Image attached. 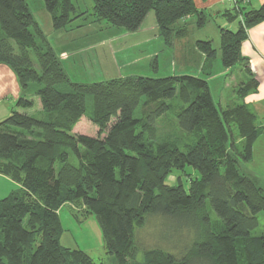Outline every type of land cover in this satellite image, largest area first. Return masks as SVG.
Wrapping results in <instances>:
<instances>
[{"label": "trees", "instance_id": "trees-1", "mask_svg": "<svg viewBox=\"0 0 264 264\" xmlns=\"http://www.w3.org/2000/svg\"><path fill=\"white\" fill-rule=\"evenodd\" d=\"M93 1L97 20L129 32L153 10L170 47L187 35L190 16L198 26L207 21L194 0ZM247 2L235 0L221 13L238 21L235 30L220 27L222 63H241L248 77L236 89L239 102L218 107L208 80L191 74L73 81L27 0H0V63L21 87L0 120V173L22 185L0 198V264H99L85 250L61 244L65 204L96 216L116 264H264V234H253L264 190L258 176L239 167L252 160L264 134V117L245 101L260 83L241 51L248 30L264 21V3L249 8ZM45 5L56 30L75 11L72 0ZM196 48L206 63L216 56L211 40H197ZM33 84L39 87L28 91ZM34 96L41 108L30 112ZM170 113L191 142L158 137L157 122ZM84 115L98 126L96 136L74 133ZM187 166L198 174L166 182L173 169ZM157 225L166 233L155 231L147 247L140 233Z\"/></svg>", "mask_w": 264, "mask_h": 264}, {"label": "rangeland", "instance_id": "rangeland-1", "mask_svg": "<svg viewBox=\"0 0 264 264\" xmlns=\"http://www.w3.org/2000/svg\"><path fill=\"white\" fill-rule=\"evenodd\" d=\"M27 2L73 81L97 82L128 75L164 77L173 74H191L208 80L218 107L239 102L236 89L248 75L241 63L235 64L232 68H225L222 63L220 27H224L228 22L223 14H217L218 10L206 11L207 21L203 26L197 25L196 16H190L187 21V35L178 39L174 47H170L165 45L161 38H159L161 41L156 39L143 44L138 43L143 38H147V35L152 37L154 33H157L156 30L151 31L153 26L156 27L153 10L143 21L146 31L134 33L127 31L124 27L112 26L105 20H97L93 15V0H72L75 11L71 13L65 28L56 30L45 0H27ZM231 24L235 30L238 21ZM197 40L212 41L216 49L213 60L205 62L204 54L196 48ZM33 86L28 91L39 87L38 84ZM34 98L36 109L30 112L41 108L39 97L34 96ZM146 100L147 98L143 99V102ZM251 102L254 106L259 105L264 112V102L255 103L254 100ZM178 104L177 99L172 102L173 107ZM88 110H91L90 106ZM140 110H137L136 116L142 113ZM157 128L160 139L172 138L183 145L191 142L190 138L179 131L171 113L158 120ZM98 130V126L84 115L76 124L74 133L96 136ZM232 139L236 145L242 143V139L236 132ZM239 167L241 173L253 170L264 190V153L260 152L259 145L252 161L241 162ZM187 173L194 175L198 174V171L189 166L184 170L173 169L166 182L175 184L180 178L183 183H186ZM59 216L64 228L61 237L63 246L85 250L99 264H116L114 257L105 249L102 230L94 214L87 213L82 208H75L72 204H66L60 208ZM258 217L260 224L253 234H264V212L259 213ZM214 221L218 224L216 219ZM154 228L152 231L145 228L140 233V239L144 240L147 247L154 245L155 231L159 235L166 233L165 226L157 225Z\"/></svg>", "mask_w": 264, "mask_h": 264}, {"label": "crops", "instance_id": "crops-1", "mask_svg": "<svg viewBox=\"0 0 264 264\" xmlns=\"http://www.w3.org/2000/svg\"><path fill=\"white\" fill-rule=\"evenodd\" d=\"M196 6L204 10H218L217 14H221L222 11H226L227 9L233 6L232 0H194ZM264 3V0H248L247 5L249 8H258ZM226 27L233 29L231 23L226 19ZM144 23V22H143ZM143 23L139 30L136 32H145V27ZM237 27V26H236ZM157 31L154 33L152 37L147 35V38H143L142 40L138 41V43H147L153 40H160L159 38L163 39L162 36L159 34V30L156 24V27L153 26V30ZM128 34V33H125ZM161 41V40H160ZM164 41V40H163ZM175 45V44H174ZM173 45V47H174ZM242 54L248 57L251 67L253 68L256 77L259 80V90L257 93L250 94L246 97L245 101L252 104L251 101H255V103H263L264 102V21L258 23L257 25L251 27L248 30V38L242 43L241 46ZM21 93V87L17 78V75L13 71V69L8 66L7 64L0 63V120L7 117L11 110L14 107L15 101L19 97ZM260 116L264 117V112L261 111L259 105L255 106L252 104L250 105ZM257 145L260 146V152L264 153V134L259 137L254 145V153L253 157L255 156V151L257 149ZM262 146V147H261ZM253 159V158H252ZM252 161V160H251ZM252 174L257 175L253 170H250ZM22 188V185L17 181L13 180L7 175L0 173V198L6 197ZM66 205V204H65Z\"/></svg>", "mask_w": 264, "mask_h": 264}, {"label": "built area", "instance_id": "built-area-1", "mask_svg": "<svg viewBox=\"0 0 264 264\" xmlns=\"http://www.w3.org/2000/svg\"><path fill=\"white\" fill-rule=\"evenodd\" d=\"M233 3H235V0H232Z\"/></svg>", "mask_w": 264, "mask_h": 264}]
</instances>
